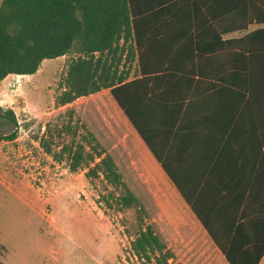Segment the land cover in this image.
Here are the masks:
<instances>
[{"label": "trees", "instance_id": "obj_1", "mask_svg": "<svg viewBox=\"0 0 264 264\" xmlns=\"http://www.w3.org/2000/svg\"><path fill=\"white\" fill-rule=\"evenodd\" d=\"M168 6L140 5L135 0H2L0 81L9 74H34L43 60L77 47L86 56L69 64L66 88L57 104L67 105L71 115L78 113L85 142L63 145L61 152L67 154L72 171L87 164V177L102 173L107 182L122 189L117 202L135 211L139 227L131 241L134 253L141 259H154L155 264H170L171 252L156 220L160 208L134 164L132 136L115 123L109 127L96 99L72 104L104 89H109L228 264H259L264 256V172L262 179L256 174L250 180L235 181V189L231 180H202L200 159H170L167 153L181 130L182 117L199 96L207 109L216 97L235 95L237 107L249 109L253 123H260L264 0L203 3L206 21L200 27L219 33L200 35V53L181 48L180 42H186L183 37L143 34L171 25L165 20L171 16ZM251 26L256 27L241 37L223 38L225 33ZM167 43L165 49L162 44ZM190 57L200 59V68L192 71L200 74V85L183 80L188 71L178 63ZM135 60L139 75L130 78ZM122 62L129 65L126 70L119 69ZM0 118L17 125L12 110L0 107ZM15 136L13 132L9 138ZM214 184L219 188L210 190Z\"/></svg>", "mask_w": 264, "mask_h": 264}, {"label": "rangeland", "instance_id": "obj_2", "mask_svg": "<svg viewBox=\"0 0 264 264\" xmlns=\"http://www.w3.org/2000/svg\"><path fill=\"white\" fill-rule=\"evenodd\" d=\"M84 56L75 47L43 60L34 74L0 81V107L12 110L17 122L0 118V264H155L132 250L139 227L135 211L117 202L122 189L102 173L87 177V164L72 171L61 152L63 145L84 141L78 113L57 104L69 64ZM128 67L122 62L119 69ZM136 74L135 60L130 78ZM88 98L96 99L109 127L115 123L132 136L134 164L160 208L156 220L171 252L169 263L228 264L109 89L72 104Z\"/></svg>", "mask_w": 264, "mask_h": 264}, {"label": "crops", "instance_id": "obj_3", "mask_svg": "<svg viewBox=\"0 0 264 264\" xmlns=\"http://www.w3.org/2000/svg\"><path fill=\"white\" fill-rule=\"evenodd\" d=\"M135 2L140 5L160 3L169 5L171 16L165 20L171 21V25L150 28L143 31V34H154L157 37L158 35L183 37L186 42H180L179 45L187 51L200 53V35L219 33L210 27H200V23L206 21L201 5L211 4L213 0H135ZM155 18L157 22L161 21L160 17ZM255 27L251 26L245 31L225 33L223 38L241 37ZM169 44L162 46L167 49ZM178 64L188 71L183 80L187 79V82L200 85V74L192 72L195 68H200V59L195 61L190 57ZM138 75L137 70L133 78ZM198 89L200 92V86ZM221 100H227L228 103L217 102ZM236 100L235 95L216 97L212 108L205 109L199 96L189 107L185 117H182L181 130L180 132L178 130L179 133L172 138L168 146L170 151L167 153L170 159H200L202 180L205 182L211 180L213 183L218 180H231L235 189L237 186L235 181H247L256 174L262 179L264 172V168L261 167L264 159V110L261 109L260 112V123H253L254 116L251 111L238 108ZM213 188L219 187L214 184L209 189L213 190ZM240 188L242 185L238 186V189ZM263 261L264 256L259 264Z\"/></svg>", "mask_w": 264, "mask_h": 264}]
</instances>
